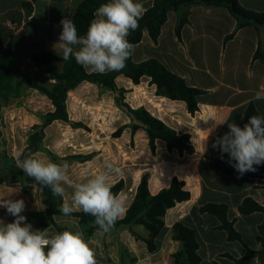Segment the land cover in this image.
<instances>
[{"label": "crops", "instance_id": "1", "mask_svg": "<svg viewBox=\"0 0 264 264\" xmlns=\"http://www.w3.org/2000/svg\"><path fill=\"white\" fill-rule=\"evenodd\" d=\"M82 1L0 0V51L11 42L14 54L11 75L20 85L18 96L11 92L0 101V199H23L26 207L22 214L26 216L27 222L32 224L33 229L49 228L50 232H57L45 214L38 185L30 179H23L22 171L15 165L14 157L17 153L8 155L4 149L7 140L2 132L6 122L5 111H33L30 125L33 127L40 125L44 115L53 110L51 102L44 95L28 87L29 78L50 82L46 69L33 64L31 58L42 52L61 57L54 49L62 31L60 21L64 17L72 19ZM152 2L153 0H143L146 9ZM238 2L246 10L264 12V0ZM182 11L168 12L156 42H153L144 30L141 41L134 44L131 59L134 63L156 59L170 72L183 78L187 86L205 91L196 97L198 111L192 115L184 103L157 96L155 86L149 83L147 77L142 78L139 85H134L129 79L118 76L116 85L126 91L125 101L131 108L144 107L177 133L189 134L193 151L183 154H178L176 150L169 151L161 140L155 141V149L152 151L143 129L131 132L129 126L134 120L130 116L128 123L121 126V135L114 139L126 137L130 145L131 142L137 145L141 142L149 157L137 171L135 168L132 171L126 169L122 175L114 176L115 179L112 177L110 182L113 185L119 180L124 181L125 190L122 196L125 199L129 192H135L143 174L149 175L152 194L168 188L172 179L176 178L184 182L191 197L188 201L167 210L164 217L165 226L155 239L156 249L152 252L143 241L148 237V232L141 225L113 228L105 234H101L98 229L88 233L90 225L80 224L69 216L53 217L62 231L70 230L75 224L84 228L85 239H91L98 264H176L173 255L182 251V244L172 238V226L175 223H181L194 230L200 264H234L235 260L246 255L248 249L255 254L241 264H264V255H260L262 236L258 230L264 215L261 212L241 215L238 210L245 198H251L259 205H264V179L226 175L220 162L221 153L218 148L213 147L216 139L229 131L227 123H219L228 121L238 125L250 103L255 106L258 115H264V100L254 99L255 93L264 89V65L253 58L258 42L264 41V27L246 26L226 40V37L235 31L237 24L230 12L224 7L193 6L188 9V22L183 26L180 37H177L175 27ZM53 67L61 70L62 64L54 63ZM88 90L97 91L96 97H100V105H109L105 104V101H111L115 106L117 91H107L87 81L80 83L67 93L66 106L70 121L81 123L83 126L72 128L69 124L61 122L73 130H88L87 121H82L78 115L87 107L83 102L88 100ZM41 103L48 107L46 112H42L39 105ZM59 122L53 121L44 129L42 144L47 129ZM127 131L128 134L125 135ZM39 153L44 152L35 154ZM90 153H95V156L92 160L82 162L85 165L81 182L103 169L102 164L98 163L101 156L99 150L91 149L83 155ZM228 158L227 153L223 154V159ZM93 162L98 163V166L90 169L86 164ZM127 189L130 191L126 194ZM71 194L72 190L68 193L65 191L63 202L64 199L70 201ZM131 200L127 198L126 208ZM207 203L227 206V218L233 222L242 243L229 241L227 233L219 229V220L200 211L201 206ZM6 212V209L0 208V217H4L3 221L6 223L11 222V219L4 216ZM65 220H68L69 224H65Z\"/></svg>", "mask_w": 264, "mask_h": 264}, {"label": "trees", "instance_id": "2", "mask_svg": "<svg viewBox=\"0 0 264 264\" xmlns=\"http://www.w3.org/2000/svg\"><path fill=\"white\" fill-rule=\"evenodd\" d=\"M108 0H83L76 8L72 20L77 26L78 34L84 35L91 20L94 18L95 10ZM193 6L203 7H224L236 20L235 31L226 37V40L232 38L235 32L246 26L254 25L264 27V12L258 13L246 10L240 6L238 0H153L152 5L146 10L143 17L139 20L138 28L132 31L128 36L130 43L137 44L142 39V33L146 30L153 42H156L162 26L167 20L169 11H181L175 27V34L180 37L183 26L188 22V9ZM253 58L259 60L264 65V41L258 42V47ZM31 62L37 66H43L48 74L50 82H42L37 79H27L28 87L37 90L44 95L52 104L53 110L44 115L40 125H34L32 132L28 136V144L25 147L24 154L44 152L53 158V154L47 150L43 144L44 129L53 121H60L69 124L72 128L82 127L81 123L70 121L66 98L67 93L75 89L80 83L87 81L99 85L107 91H117L118 102L120 98H124V89L118 88L116 78L123 76L129 79L132 84L139 85L142 78H149V83L155 86V94L167 99L184 103L190 114L198 111L196 97L205 93V91L187 86L184 79L170 72L156 59H148L140 63H134L130 58L126 62V67L119 72H108L106 74L88 73L79 64L75 62L74 57H70L68 61H63L62 57H57L48 52H42L34 55ZM14 63V54L11 42H8L0 51V101L6 96L19 95V82L14 80L11 75ZM54 63H61L62 69L58 70L53 67ZM127 112L130 114L134 123L130 124L131 132L143 129L148 138V145L152 151L155 149V141L161 140L165 143L166 148L176 150L178 154L191 153L193 146L190 141V135L179 134L174 129L166 125L159 118L152 115L144 107L131 108L128 104H123ZM253 115H258L255 106L250 103L244 111L239 122V126L243 127ZM0 120H1V102H0ZM123 127L117 129L112 135L118 138L122 133ZM1 137V130H0ZM95 153L88 155H74L71 158L78 162L92 160ZM228 159H221L223 172L229 176L249 177L264 179V164L256 165L255 172H247L243 176H239L237 171L227 163ZM25 181L33 178L28 177L21 172ZM41 190L42 203L45 206V214L49 222L57 231H62L56 225L53 217L62 215L59 208L63 202V198L53 196L51 190L46 187L39 186ZM114 194H121L125 190V183L119 180L112 185ZM190 191L186 188L183 181L173 178L169 187L161 189L156 194H152L149 187V175L143 174L133 194H127V198H131V202L127 204L125 214L116 222L114 228L128 227L131 224L143 226L148 237L143 239L147 249L152 252L156 249L155 239L159 236L165 226L164 217L168 209L173 208L176 204L186 202L190 199ZM126 205V204H125ZM241 215H248L253 212H261L264 215V205H259L251 198H245L238 207ZM202 213H208L215 216L219 222V229L227 233L229 241H239L242 243L240 234L234 229L233 222L227 218V206L225 204L207 203L201 206ZM80 224L90 225L88 233H92L97 226L93 223L94 217L84 214L82 211L73 212L71 216ZM260 235L262 236V249L260 255H264V219L258 226ZM137 238V236H135ZM172 238L182 244V251L173 255L176 264H200L201 259L197 254L198 243L195 238L194 230L184 226L181 223H175L172 226ZM255 254L254 251L248 249L246 255L234 261V264H241L244 260Z\"/></svg>", "mask_w": 264, "mask_h": 264}, {"label": "clouds", "instance_id": "3", "mask_svg": "<svg viewBox=\"0 0 264 264\" xmlns=\"http://www.w3.org/2000/svg\"><path fill=\"white\" fill-rule=\"evenodd\" d=\"M143 0H108L94 12L86 33L79 35L72 19L64 17L62 31L54 49L63 61L74 57L75 62L87 72L106 74L119 72L134 53L128 36L135 31L146 12ZM254 99L264 100V89L258 90ZM227 123L229 131L213 144L221 153L228 154L229 163L243 176L255 172L256 165L264 164V115H253L240 127ZM15 165L34 184L49 188L53 196L65 197V185L73 191L64 199L59 211L63 216L82 211L94 217L93 223L101 234L109 233L125 214L124 197L112 192L111 179L122 174V169L106 161L103 169L88 179L74 183L69 175L68 162L46 160L39 154L28 153L21 158L16 154ZM23 199H0V208L6 209L14 219L0 220V264H98L91 239H85L80 230L50 232L49 228L33 229L22 213Z\"/></svg>", "mask_w": 264, "mask_h": 264}, {"label": "rangeland", "instance_id": "4", "mask_svg": "<svg viewBox=\"0 0 264 264\" xmlns=\"http://www.w3.org/2000/svg\"><path fill=\"white\" fill-rule=\"evenodd\" d=\"M88 91H90L88 100L83 102L87 104V107L80 114L76 113L82 121H87L86 129L88 130H73L61 122L54 123L47 129L43 141L44 146L53 154V158L48 157L46 153H39V156L57 163L68 162L70 165L69 175L74 183L81 182L83 179L82 169L85 164L79 163L71 157L74 155H83L91 149H98L99 153H101L98 163H101L102 166L108 161L120 167L122 174L126 172V169L132 171L135 168L137 171L138 168L143 166L142 164L147 162V158L149 157L144 152L141 142H139V145L131 142L130 145L126 137L114 139L112 136L117 129L128 123L130 118V114L123 106V104H128L125 101V96L123 99H118V102L115 101V106L111 101H105V104L109 103V105H100L98 103L100 97H96L97 91ZM39 105L42 107V112L48 110L45 104L41 103ZM32 112L31 110L21 109L13 112L9 110L5 111L6 122L3 124L2 132L7 139L4 149L8 155L15 152L17 154L21 152V158L25 155L24 150L28 144V136L32 128L30 126L33 119ZM127 134L128 131L125 135ZM97 164L93 162L87 163L86 165L90 169H93ZM70 190L73 191L70 186L65 185V191L68 193ZM129 191L127 189L126 194ZM67 221L65 220L64 223L69 224ZM70 230L84 231V228L75 224L72 225Z\"/></svg>", "mask_w": 264, "mask_h": 264}, {"label": "built area", "instance_id": "5", "mask_svg": "<svg viewBox=\"0 0 264 264\" xmlns=\"http://www.w3.org/2000/svg\"><path fill=\"white\" fill-rule=\"evenodd\" d=\"M31 184H29V186H30ZM5 216V218H9V219H11V220H13L14 218L11 216V215H9L7 212H6V214L4 215ZM3 218L4 217H0V220H3Z\"/></svg>", "mask_w": 264, "mask_h": 264}]
</instances>
